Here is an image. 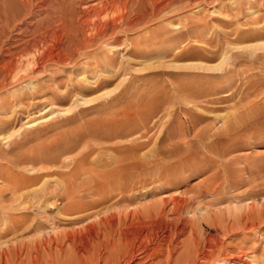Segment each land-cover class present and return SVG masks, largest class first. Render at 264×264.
<instances>
[{"label":"rangeland","instance_id":"1","mask_svg":"<svg viewBox=\"0 0 264 264\" xmlns=\"http://www.w3.org/2000/svg\"><path fill=\"white\" fill-rule=\"evenodd\" d=\"M158 1L159 0H154V2ZM168 1H171V4L175 1L176 4H172V8L169 7V10H166L158 18L152 20L150 22L151 25L148 24V28L152 30H155L163 25L162 27L164 28V31L162 34L158 35L155 33L154 35L153 33L152 35L151 33L148 35L151 38L161 39V41L159 40V42L148 46H134V44L129 43L131 40L137 38V35L142 33L140 32L141 30H139V32H137L138 30L130 31V33L120 30L119 32L122 33L119 34V37L122 39V41L114 43L113 36L109 37V41L107 40V43L109 42L108 45H115L113 48L114 53L109 55V57L111 56L110 59H112L117 64L125 63L129 65V67L133 65L134 67L132 66L131 68H135L133 70L136 72H130L131 68H129L130 70L126 75L121 74L122 76L119 75L117 78H112L109 84L100 87L95 85L93 87L87 85L84 81L87 79L95 81L96 77H100V75V80L105 79V75L103 73H87L88 69H80L79 65H77L79 68L76 66L73 67V69L65 68L67 73L63 71V68L62 70L61 68H58L59 71H63L62 74L60 71V76H58L59 81L63 80L61 83H63L68 76L74 79L81 72H84L83 74L86 76L84 75L83 77H77L79 80H81V83L77 78V80L74 79V81H70L68 77V81L66 80L60 88L61 91L63 90V94L60 92V90L58 91V89H56L57 85L55 83L52 84L53 86L56 85L54 86L56 87L54 89L57 95H52L51 92L45 94V91H39V93L36 92L31 94L28 89L29 87H26L28 89H26V93L28 92L27 94L29 95L25 96V93L23 95L25 98L20 95L22 96L21 99L25 100H23V105L21 104V106H18L15 103V100H13L12 103H8L9 106L7 105L5 107L7 113L12 114L13 111L17 112L13 113L11 117L8 115V117L3 116L7 119H2V117H0V140L2 139V141H0V154L5 155V157L0 156V159L4 158L0 160V171L5 172L6 174L7 171H9L7 173H12L17 169V171L19 170L22 172L20 173L21 178L33 176L34 172L31 170L27 171L28 167L23 165L16 167L13 165L12 160L14 159L11 157H14L17 154L15 151H18L19 153L21 150L31 148L34 146V144L36 145L44 141L47 136L52 134L55 135L53 132L58 131H46L44 134L43 130L47 128V126L57 125L59 128H63L65 126L63 134H70V130L73 127L70 126L71 124L74 125V123H77L81 125L80 123H82V126H84L85 122L93 119L95 120L97 118L99 119V116H101V120L99 119L98 123L105 124L106 122L107 125L105 124V128L108 125H110L109 127H112L113 125V129L111 128L110 132L112 137L110 136V139H94V141H86L77 147L75 146V149L72 148L71 150L70 148L71 152L61 157L58 165H56V167H54L52 170L56 169L61 171L60 169H62V171H64L66 169L68 170L69 168H72L75 165L80 166L82 164L85 168L95 170L97 169L98 171H101V169H104L105 164L108 165L113 163L112 165H114V163L121 161V159L126 155L125 150H128L131 147H136L137 145L135 143L139 145L140 143H144L143 141H145V139H139V133H143V129H141V132H135L129 127L131 125H139L140 127L143 126L140 120H143L144 116H142L143 114L140 112H145L144 115L146 116V108L149 107L151 102L149 100H151L152 97H154V99L157 97L158 99L156 98V100H160L161 102H164L165 99H167L165 102L169 104L162 106L164 110H167H163L159 115V117L162 115L164 116L163 121L166 120L164 122L167 124L162 125L161 123H158L156 126L153 125L156 119L158 121L159 118H155L152 123H150V125L148 124V126L153 127V130L148 134V136L150 135L148 144L140 150V153L142 154L141 162L143 160V163L144 161H146L145 163H154L152 162L153 160L159 159L156 154L158 155V148L160 149V146H166L170 142L177 141L178 139L181 140L184 137H187L186 140H192L194 131L192 132L191 130L193 125H191L189 121L190 114L188 115L186 111H183V109L179 107V104L183 99L180 93L183 89L182 84L191 81L192 77L195 75L194 71L189 72V70H177L172 67L157 68V65H159L158 63L147 62L145 59L146 57L141 56L139 53L146 50V53L151 54L154 51L159 52L162 49L168 48L172 49L171 55L175 54L174 56H177V54H179V52L184 49L183 45L179 44L176 39L172 43L168 40L166 41V39L161 38L163 35L172 36L174 31L178 32V25L182 26L189 24L188 26H190L192 29L197 27V33L211 36V34H213L216 30H219L218 26H220V29L222 28L220 23L221 20L224 19V15L218 14V11L227 12L235 4H232V0ZM138 2V0H133L130 2L129 7L131 6V10L128 9L124 14H128L129 16L134 15L135 12L132 14V11L137 8L136 6L139 5ZM235 2L238 4H246L247 1L237 0ZM251 2L256 4V10L262 9V12L258 11L255 16L263 15L264 0L250 1L249 3ZM77 6L79 9L81 8L79 13ZM77 6L76 13H78L80 16L82 14L83 16V12L86 11L87 5H83L84 7L79 5ZM111 39H113L112 42ZM123 41H126V43L123 44ZM192 44V42L190 44L188 42L187 47ZM195 44L199 46L198 48L208 47L206 41H200V43ZM103 49H106V46H103ZM131 58L133 59L130 60ZM22 59L23 60L20 62V64H18V68L15 72L16 74H20V76H23L26 72H28V70H30V66L32 68V65L30 62H28L30 57H25ZM167 61L171 62V64L168 65L173 66H186V64L194 65L192 62L195 64L205 63V61L201 60V62L199 59L188 60V63L187 60H179L178 63V61L175 59L173 60V58L168 59ZM103 62L106 63V61ZM103 62L101 64H103ZM218 62L219 61L216 60V63ZM151 63L153 66H156V68L152 67ZM237 63L238 61L235 62V64ZM103 66L105 65L103 64ZM257 71L255 72L257 73L258 82L264 84V69H262V71ZM63 73L66 74L63 75ZM68 73L69 75H67ZM44 74L47 79L44 77ZM216 74L217 73H215V75ZM37 75L36 80L34 78L35 83L45 84L47 82L46 84L49 83L48 85L52 86V84H50L51 80H48L51 77L49 74L40 72ZM123 76H126L124 77L125 79H123ZM120 80L122 82H120ZM210 80H215V78L212 77ZM18 82L19 81H15L9 84V87H5L2 91V96L11 97L14 93V90L18 88L21 90L23 83L20 85ZM83 82L84 84L82 85ZM217 82L220 83L221 81ZM25 83H27V81L24 82V84ZM86 85L90 87L91 91L84 93L80 91L78 92V90L76 91V89L84 90ZM127 87L128 89L126 90ZM237 87L234 86L233 89L239 92L238 89L236 90ZM231 89V87L226 88V91ZM176 90H179V92H175ZM155 93L156 96H154ZM230 93L231 92H229V94ZM226 94L228 93L223 92L218 97L224 98L223 95L226 96ZM82 96L83 98L87 97V100H85L86 98L82 100ZM103 96L106 98H103ZM145 97L147 98L145 99ZM53 98H55L56 101L55 99L52 101ZM251 98L247 99V101H250L247 102L245 100L243 103H249L251 100H260L262 103H264V95L261 97V99L260 97H257L259 99L254 97ZM111 100H114V103H112L113 106L111 103H109ZM83 101H91L88 102L89 106L87 109H82L84 108L82 106ZM80 103L81 105H78ZM109 104H111V106ZM139 104L142 106V108ZM128 108L131 109L129 110ZM50 109L56 111L54 116L50 115L52 112ZM66 109L71 111H68V113L65 111ZM229 109L226 111L223 110L224 113L232 112V109ZM46 110H50L51 112L49 111L48 113L43 114L46 112ZM61 110L65 111L67 115L63 116V113L65 114V112H61ZM58 113H62V115L56 117L59 115ZM137 113H140L141 118H136L139 116ZM62 116L64 119L61 118ZM208 116L211 118L215 117V115ZM60 118L63 120L59 121ZM131 118H136V121L130 120ZM48 119L49 121H47ZM111 121L112 123H110ZM38 122L40 125H36ZM113 123L118 124V126H115ZM120 123H123L124 125L126 124L128 128L123 124L120 125ZM127 123H129V126ZM222 124L223 122L220 119H216L214 122L215 129H221L223 126ZM32 125L33 127H31ZM67 126H70L71 128ZM122 127L125 129V131ZM76 128L77 126L75 125L72 128L71 133L74 131V129L78 130V128ZM172 131H176L178 133L180 132V134L177 133L180 138L178 136L172 141L168 140V134ZM115 132L116 135L113 134ZM42 133L45 135V137ZM55 133L57 134V132ZM40 136H42L44 139L42 137L41 139ZM181 136L183 137L181 138ZM24 137L33 139L34 141H26L24 140L26 139ZM164 138H166V141L162 142L164 141ZM4 139L6 146L8 148L12 147L11 150L6 146L4 147ZM73 139L74 137L72 135V140ZM14 141H17V143L15 144ZM133 144H135V146ZM90 148L96 151L88 155L86 151L90 150ZM102 148L104 149L102 150ZM62 150L63 149H60L58 152H62ZM104 150L107 152V154L110 153L109 155H112H102ZM8 151H14V153H10L12 155L10 157L12 159L11 161L10 158H8V155H10ZM84 154V157L88 155V158L86 157V161L83 162L81 161V158ZM149 155H152L153 157L151 156L150 159ZM45 157L52 159V155L49 154ZM143 157L148 158L144 159ZM196 157H198V159H204V156L196 155ZM210 157H212V159H208L209 163H207V159L201 162H194L191 158H186V160L183 159L185 160L184 162L182 161L183 168H179V164L182 163L181 161L176 163L169 161L164 163V161H161L163 163L156 164L157 166L151 165L150 169L152 170L150 171L149 169L147 171L152 174L155 173L154 177V174L151 176V174L145 170H143L141 173L142 177H153V180L149 178L152 181L147 183L145 189H142L141 185L139 184V188L129 191L128 194H126V198L125 195L122 196V194H117V192L112 194L106 193L99 198L101 200L97 209L95 210V212L97 211L96 214L91 216V218H87L79 222H75L74 220L67 218H62V220L58 219L54 217L56 212L46 213V210L44 209V206L47 204L45 202V198L51 199L50 202H55L56 205L58 204L57 207L62 206L61 202L57 203L55 201L56 198H54L55 200L53 199L54 196H46L45 198L38 200L36 199L37 202H34L37 204L30 209H27V211L7 210V213L10 217L15 219H25V223L21 225V230H30H25L24 232L20 230L22 233L15 235L11 230L10 232H5L6 235L3 231H0V250H5V248L9 249V246H11L14 247L12 254L13 257L16 256L14 254H17V257H14L13 261H11L13 258L11 257L10 260H6L5 262H3L4 260H0V264H127V262L132 261V258L134 259L133 264H264V120L255 123L249 132L244 134L241 138H237L231 142L222 144L219 149V154L211 155ZM210 161H213V164ZM146 173L148 174L146 175ZM156 173L163 176L165 175L164 177L169 175L171 178L167 180L163 178L160 180L158 178L160 175L157 176ZM5 178L6 177H0V191L3 186L5 187L6 185ZM57 179V175H49L41 180L36 181V185L32 187L33 189L29 188L28 190H40L43 187V183L45 182L53 186ZM155 179L156 181L154 182ZM1 199H3V202L5 203L3 204L7 205L6 207H11V195L9 192H5L3 198ZM39 200L40 202H38ZM78 200L82 201L84 199L82 197H78ZM38 203L40 204L38 205ZM15 205L16 204L14 203V206ZM177 206H181V209H178L179 207ZM129 211L132 213L135 212V217L144 216V218H146L145 220L151 222V225H148L149 229H145V226H140L144 229H137L140 228L138 226L139 224L132 227L129 226L131 220L133 219H128ZM93 212L94 211H92V213ZM112 213L117 215L115 227L113 229H97V232L99 231L100 234L96 231V234L92 233L96 235H94L95 237L99 235L100 239L92 241L91 232H87L86 229H83L82 234L81 232L79 233V231H82L81 228L87 223L92 222L93 220H98L103 214L105 216ZM33 221L34 224L37 221L40 222L39 227L31 228L30 226L33 224ZM74 232L79 236L77 237L78 239L80 238V242H82L80 243V246H82L81 248L84 246V248L81 249L80 246L77 245L79 253L78 250H76L77 246H73V248L70 244L72 247L71 248L69 243L66 242L67 240H65L67 239L65 238L67 233L75 234ZM86 232L90 237L88 235L87 239H84L83 236L80 237L81 235L86 236V234H84ZM147 235L149 237H147ZM62 236L65 238L64 240ZM125 237L129 238L130 240L128 239L126 241ZM83 240L86 241L84 242ZM89 240H91V243ZM42 241L46 245L42 244ZM47 241H50V244L49 242L47 243ZM99 243L101 246H96ZM107 243L111 246H108ZM37 244L38 246L36 247ZM61 245H65V248ZM85 246L86 248L88 246L94 248H87V250L85 249ZM15 247H17V249L19 248L20 251ZM38 247L41 248L38 249ZM62 248L64 249L63 251ZM84 249L87 251L91 250L92 252H86ZM18 256H21L20 259ZM131 256L133 257L131 258ZM125 260L126 263H123Z\"/></svg>","mask_w":264,"mask_h":264},{"label":"bare ground","instance_id":"2","mask_svg":"<svg viewBox=\"0 0 264 264\" xmlns=\"http://www.w3.org/2000/svg\"><path fill=\"white\" fill-rule=\"evenodd\" d=\"M132 1L133 0H0V117H2V119H7L4 117L7 115L11 117L13 113L17 112V111L15 112L13 111L12 114H8L7 111L5 110L6 109L5 107L8 105V103H12L13 100L16 101L15 103L18 106H21V104L24 103L23 102L24 99L22 100L21 97L26 93V89H27L26 87H29L28 89L31 94L36 92L39 93V91L40 92L45 91V94L51 92L52 95H57L54 89L56 88L54 86L57 85L56 89H58V91L60 90V92L63 94L62 92L63 90L61 91L60 88L62 87V84L65 83L68 77L70 81L71 80L74 81V79H76L77 77H81V76L83 77L85 75L83 74L84 72L80 71L81 73L78 74L79 76L78 75L76 77L74 76L75 77L74 79H72L70 76L68 77L66 76L67 77L66 80L63 83H61L63 80L59 81L58 76H60V71L62 70V68L63 71L67 73V70L65 68L73 69V67L75 66L78 67L77 65H79L80 69H88L87 73H95V72L103 73L105 75L104 76L105 79L100 80L99 79L101 77L100 75V77H96V79L94 77L95 81L89 79H87L86 81L83 80L87 85L93 87L95 85L97 87L104 86L106 84H109L112 78L114 77L117 78L121 74L126 75L130 70L129 68H131L133 65L129 67V65L125 63L117 64L112 59H110L111 56L109 57V55L114 53L113 48L115 45L113 44L108 45L109 42L107 43V40L109 39V37L113 36L114 43H116L122 41V39L119 37V34L122 33L119 32L120 30L125 31L126 33L127 32L130 33V31H134V30L136 31L138 30L137 32H139V30H141L140 32L142 33L137 35V38H135L134 40L130 39L131 41L129 43L134 44V46L153 45L159 42V40L161 41V39L151 38L148 35H150L151 33L152 35L153 33L154 35L155 33L160 35L164 31V28L162 27L163 26L162 25L157 29L152 30L148 28V24H150V22L155 18H158L160 15H162L166 10H169V7H171L172 4L174 3L176 4L175 1L174 3L171 4V1L168 0H161V1L159 0L158 2H154V0H138L139 5L136 6L137 8H135V10L132 11V14L134 12L135 14L129 16L128 14L126 15L124 13L128 9H130L131 6L129 7V4ZM235 1L237 0H232V4L235 5H233V7L229 11L227 12L218 11V14L224 15V16L222 15L224 19L222 18L223 20H221L220 23L222 28L220 29V26H218L219 30H216L213 34H211V36L208 35L206 36L197 33L196 32L197 27L192 29L190 26H188L189 24L182 26L178 25L177 26L178 32L175 31L173 32V35L176 36L173 35L172 36L163 35V37L159 36L161 38L166 39V41L168 40L171 43L176 39L179 44L183 45L184 49L180 51L179 54H177V56H174L175 54L171 55L172 49H168V48L162 49L159 52L154 51L151 54L146 53L145 52L146 50L144 52H140V53L138 52L141 56L146 57L145 59L147 62L158 63L159 65H157L158 66L157 68L172 67L177 70L178 69L183 71L189 70V72L194 71L195 75L192 77L191 81L182 84L183 87L182 86L181 87L183 89L182 92L180 93L183 99L182 102L179 101L180 102L179 107H181L183 111H186L188 115L190 114L189 121L190 124L193 125L191 127L192 128L191 130L192 132L194 131V136H192L193 137L192 140H186L187 137H184L181 140L178 139L177 141L170 142L166 146L165 145L160 146V149L158 148V155L155 152L156 156H158L159 158L156 159L157 161L153 160L152 162L154 163H145L146 161H144L143 163L142 160L141 162L142 154L140 153V150L148 144L149 136H150V135L148 136V134L151 133V131L153 130V127L148 126V124L150 125V123H152V121L155 118H159V119L158 121L156 119L157 123L155 121L153 125L156 126L158 123H161L162 125L167 124L166 122H164L166 120L163 121L164 119L163 115L159 117L161 112L164 110L162 106L165 104L166 105L169 104L165 102L167 101V99H165L164 102H161L160 100H156L157 97L155 99L154 97H152V99L150 98L151 100H149L151 102L149 107H147L148 109L146 108V116L144 115L145 112H140L143 114L142 116H144L143 117L144 119L140 120L143 126L140 127L139 125L135 124L136 126L131 125L132 127L131 126L129 127L131 128V130L133 129L132 131L135 132L137 131L141 132L142 131L141 129H143V133H139L140 134L139 139L142 138L145 139V141H143L144 143L142 144L140 143V145L135 143L137 145L136 147L129 146L131 148L125 150L126 155L121 159V161L114 163V165H112L113 163L108 165L105 164L104 169L103 170L101 169V171H98L97 169L95 170V169L85 168L82 164L81 165L79 164L80 166L75 165L72 168H69L68 170L66 169L62 171V169H60L61 171H59L56 169L54 170L52 169L56 167V165H58L61 157L71 152L70 148L72 150V148H74L75 146L77 147L81 143L86 141H90V140L94 141V139L95 140L96 139L103 140L108 138L110 139V136L112 135L110 132L113 125L111 124L112 127H109L110 125H108L105 128L106 122L105 124L103 122H102L103 124L98 123L101 117L99 116V119L97 118L95 120L93 119L88 122H85L84 123L85 125L83 124L84 126H82V123H80L81 125L77 123L76 124L74 123V125L71 124L70 125L71 127L72 126L74 127L76 125L78 128V130L74 129L72 133L71 131L73 127L71 128L70 126H67L71 128V130L69 129L70 134H65V133L63 134L65 130L64 129L65 126L63 128H59L57 125L47 126V128L43 130L44 134L46 133V131L51 132L54 130H58L59 133L58 131H55L57 132V134L53 132L55 135L52 134L50 136H47V138L44 141L36 145L34 144L33 147L21 150V152L19 151V153L18 151H15L17 154L14 157L10 154L11 152L14 153V151H10V152L8 151L10 154L8 155L9 156L8 158L12 156L11 158L14 160L10 158V161L12 160L14 166L17 167L23 165L25 167H28L27 171L31 170L34 172V174L33 176H27L26 178H21L20 173L22 172L19 170L17 171V169L16 171L14 170L12 173H7L9 172L7 171L6 174L5 172L0 171V177L1 178L6 177L5 178L6 185L5 187L3 186V188L0 191V231H3L5 234V232L7 231L10 232L11 230L15 235L18 233H22L25 230L27 231L30 230V229H24V231L21 230L22 229L21 225L25 223V219H15L13 217H10L7 213V210L27 211V209H30L31 207L37 204V203L35 204V202H37L38 199L45 198L46 196H54L53 199L56 198V200L55 199L54 200L57 203L58 202L62 203L61 207H57L58 204L56 205L55 202H50L51 199L45 198V202L47 204L44 206V209L46 210V213L56 212L54 217L58 219L62 220V218L64 219L67 218V219H72L75 222H79L81 220L91 218V216L95 215L97 212V211L95 212V210L98 207V204L101 200L99 198L102 195L106 193L112 194L117 192V194L118 193L122 194V196L125 195L126 198V194H128L129 191H133L134 189L136 190L137 188H139L138 186L140 185L142 189H145L147 183L151 182L153 180V177L155 176V173H153L154 174L153 175L152 173L147 171L150 169L151 165L163 163L161 161H164V163L168 161L174 163L178 161L184 162L186 158H191L194 162H201L207 159L206 161L207 163H209L208 159L209 158L212 159V157H210L211 155L219 154V149L222 144L231 142L237 138H241L244 134L249 132V130L255 123L264 120V103H262L260 100H258L260 102L256 100H251V102L247 103L248 101H250V100L247 101V99H250L251 97L254 98L260 97L261 99V97L264 95V89H263L264 84L258 82L257 73L255 72L257 70L262 71V69H264V13L263 15L255 16L258 13V11L262 12V9L256 10L257 6L255 3L253 2L249 3L250 1H255V0H246L247 1L246 4H238ZM77 5L79 6L87 5L86 11L83 12V16L82 14L81 16L78 15L79 10L81 8L79 9ZM76 6L78 8V13H76ZM112 41L113 39H111V42ZM200 41H206L208 47L198 48L199 46L196 45L195 43L198 44L200 43ZM188 42L189 44L191 42L193 44L187 47ZM125 43L126 41L125 42L123 41V44ZM103 46H106V49H103ZM25 57H30V60H28V62H30L32 68L30 66V70H28V72L26 73L24 72L25 74L23 76H20V74H16L15 72L18 68V64H20V62L23 60L22 58ZM171 58H173V60L174 59L177 60L178 63L179 60L182 61L187 60L188 63V60L191 59H196V60L199 59L200 61L203 60L205 61V63L195 64L194 62H192L194 65L186 64V66H173V65H168L171 64V62H168L167 60ZM132 59L133 58H131L130 60ZM216 60L219 62L216 63ZM103 61H106V63H104ZM236 61H238L237 64H235ZM102 62L105 66L101 64ZM152 67L156 68V66L153 65ZM58 68H61V70L59 71ZM133 69L131 68L130 72L132 71L134 72L135 70ZM63 71H61V74ZM40 72L49 74L51 76L50 77L51 79L50 78L48 79L51 80L50 84L55 83L56 85L53 86L52 84L51 86L48 85L49 83L46 84L47 82L45 84L35 83L34 78L36 80V75L39 74ZM215 73L217 74L215 75ZM65 74L63 73V75ZM67 75H69V73ZM124 77L126 76H123V79H125ZM212 77H214L215 80H210V78ZM45 78L47 79V77ZM15 81H19L18 83H20V85L23 83L24 86L22 85L21 90H19V88L16 89L18 91L14 90L13 95L12 96L10 95L11 97L2 96V91L4 90V88L9 87L8 85ZM26 81L27 83L24 84V82ZM217 81H221V82L219 83ZM79 82L81 83V80H79ZM84 82L82 83V85L84 84ZM120 82L122 81L120 80ZM87 85L86 87L84 86L85 87L84 90L76 89V91L78 90V92L80 91L83 93L91 91L90 87H88ZM234 86L236 87L238 86L236 90L238 89L239 92L233 89ZM229 87H231L232 89L226 91V88ZM127 89L128 87L126 88V90ZM179 90H176L175 92L177 91L179 92ZM223 92H227L228 94H226V96H224L225 95L224 94L223 95L224 98H219L218 96H220V94ZM229 92L231 93L229 94ZM27 93L25 94V96L29 95ZM154 96H156V93L154 94ZM104 97L105 96H103V98ZM81 98L82 100L85 98H86L85 100H87V97L83 98L82 96ZM146 98L147 97H145V99ZM54 99L55 98H53L52 101H54ZM245 100L247 101L246 104L243 103L245 102ZM91 101H85V102L83 101V103L81 102L82 106L84 107L82 109H87L89 106L88 102ZM111 101H109V103L111 104L114 103V100ZM81 103L78 105H81ZM111 104L109 105L111 106ZM229 108L232 109L231 110L232 112L224 113V111L228 110ZM53 109L52 110L50 109L52 112L50 110H46V112L43 114H46L50 111L51 112L50 115L54 116V114H56L55 113L56 111L55 110L53 111ZM62 111L63 110H61V112ZM65 111L68 112L71 110L66 109ZM66 112L65 114L63 113V116L67 115ZM140 113H137L139 115L136 117L137 119L141 118ZM58 114L59 115H57L56 117L62 115V113H58ZM207 114L211 116L215 115V117L211 118ZM63 116L61 118H63ZM61 118L59 121H62L64 119ZM136 118H131L130 120L136 121ZM216 119L217 120L220 119L223 122L222 124L223 126L221 127V129L218 130L215 129L214 122ZM47 121H49V119ZM40 123L42 124L41 121ZM110 123H112V121ZM121 124L123 123H120V125ZM36 125H40L39 122ZM114 125L118 126V124H114ZM127 125L129 126V123H127ZM124 126H126V124ZM31 127H33V125ZM177 133L178 132L176 131L169 132L168 140L172 141L173 139L177 138L180 132L178 134ZM113 134L116 135V132ZM72 135L74 137L73 140H72ZM41 137L42 136H40V138ZM182 137L183 136H181V138ZM165 139L166 138H164V141L162 142H165L166 141ZM24 140L29 142L34 141L33 139H29V138H26ZM0 141H2V139ZM4 141L5 139L3 140V142ZM4 143H5L4 145L5 147L6 142ZM14 143L16 144L17 141H14ZM135 144L133 145L135 146ZM60 149H63L62 152H58ZM103 149L104 148H102V150ZM94 151L96 150L90 148V150L86 151V153H88L89 155ZM48 154L52 155V159H48L45 157ZM109 154H107L105 150L102 152V155L104 156H107ZM88 155L86 156L87 158ZM196 155L204 156V159H198ZM0 156L5 157V155L2 154H0ZM84 156L85 154L81 158V161L83 162L86 161V157ZM2 159L4 158H1L0 160ZM213 161L210 162L212 163ZM183 162L179 164V168H183L182 165ZM143 170L150 173L151 176L153 175V177L152 178L148 176H146L147 178L142 177L141 173L143 172ZM151 170L152 169H150V171ZM148 173H146V175ZM156 174L157 176L160 175L158 173ZM49 175L58 176V179L55 181V183L53 182L54 183L53 186L45 182L43 183V187L40 190H28L29 188H32L34 187V185H36V181L41 180ZM164 176L160 175L158 178L160 180L163 178L165 180L171 178L169 175L166 177ZM149 178L152 180H150ZM155 181L156 179L154 180V182ZM5 192H9V194L11 195V200H10L11 207H6L7 205H4L5 203L3 202V199H1L3 198ZM78 197H82L84 200L80 201L78 200ZM38 202H40V200ZM14 203L16 204L15 206ZM39 204L40 203H38V205ZM177 207H179L178 209H181L180 208L181 206H177ZM92 211L94 212L92 213ZM116 216L117 215L113 213L110 215L107 214L105 216L103 214L102 217H99L98 220L96 221L93 220L92 222L87 223L84 227L81 228L82 231H79V233L81 232L82 234L83 229H86L87 232L88 231L89 233L91 232L92 241L98 240L100 239L99 238L100 236L97 235V237H95L96 236L95 231L97 232V229L99 230L113 229L117 222ZM135 216H136L135 212L132 213L131 211H129L128 219L133 218L129 226L132 227L139 224L138 225L139 227L145 226L146 227L145 229H149L148 225H151V222L145 220L146 218H144V216H137V217ZM39 225L40 222L37 221L34 224L33 221V224L30 227L37 228L39 227ZM143 227L137 229H141ZM20 230L22 232H20ZM87 232L84 233L86 234V236L79 234L81 235L80 237L83 236L84 239H87V235H88ZM77 236L78 235H76V233L75 234L67 233V236H65V238L67 239H65L63 236L62 237L63 240L64 239L67 240L66 242L69 243V246L71 244L72 247L73 246L76 247L77 245L80 246V243H82L80 242L81 240H79L80 238L78 239L79 236L78 237ZM147 237L149 236L147 235ZM128 239L129 238H126V241ZM91 240H89V242ZM48 242L50 244V241H47V243ZM42 244L46 245L45 243H43V241ZM99 245L100 243L97 244L96 246ZM37 246L38 244L36 245V247ZM61 246L64 247L65 245H61ZM78 246L76 250H78ZM89 246L87 248L90 249L94 248V247L91 248ZM108 246L111 245L108 244ZM81 247L82 246H80V248ZM15 248L17 249V247ZM40 248L38 247V249ZM87 248L85 246V249ZM6 249L8 248H5V250L4 249L0 250V260H4L3 262H5L6 260H10L11 257H13L12 254L14 251V247L9 246V249L8 250ZM16 249H15V253H16ZM17 250H19V248ZM63 250L64 249L62 248V251ZM87 250L85 251L92 252L91 250L89 251ZM14 255H16L14 256L16 258L17 254ZM14 257L12 258L11 261H13ZM18 257L20 259L21 256ZM132 257L133 256H131V258ZM131 260L132 261L127 262V264H133L134 259L132 258ZM123 263H126V260Z\"/></svg>","mask_w":264,"mask_h":264}]
</instances>
